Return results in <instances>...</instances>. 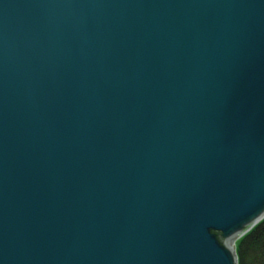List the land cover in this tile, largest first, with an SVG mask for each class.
I'll list each match as a JSON object with an SVG mask.
<instances>
[{"label": "water", "instance_id": "obj_1", "mask_svg": "<svg viewBox=\"0 0 264 264\" xmlns=\"http://www.w3.org/2000/svg\"><path fill=\"white\" fill-rule=\"evenodd\" d=\"M263 219L264 0H0V264H238Z\"/></svg>", "mask_w": 264, "mask_h": 264}, {"label": "trees", "instance_id": "obj_2", "mask_svg": "<svg viewBox=\"0 0 264 264\" xmlns=\"http://www.w3.org/2000/svg\"><path fill=\"white\" fill-rule=\"evenodd\" d=\"M238 264H264V219L236 241Z\"/></svg>", "mask_w": 264, "mask_h": 264}, {"label": "bare ground", "instance_id": "obj_3", "mask_svg": "<svg viewBox=\"0 0 264 264\" xmlns=\"http://www.w3.org/2000/svg\"><path fill=\"white\" fill-rule=\"evenodd\" d=\"M237 237V234L229 236V240H228V246L233 247L234 246V240Z\"/></svg>", "mask_w": 264, "mask_h": 264}]
</instances>
